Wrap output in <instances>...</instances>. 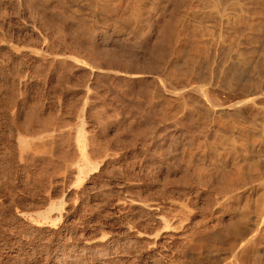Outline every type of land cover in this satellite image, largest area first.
Here are the masks:
<instances>
[{
  "label": "bare ground",
  "instance_id": "6f19581e",
  "mask_svg": "<svg viewBox=\"0 0 264 264\" xmlns=\"http://www.w3.org/2000/svg\"><path fill=\"white\" fill-rule=\"evenodd\" d=\"M1 75L75 120L15 151L75 146L110 264H264V0H0Z\"/></svg>",
  "mask_w": 264,
  "mask_h": 264
},
{
  "label": "rangeland",
  "instance_id": "374dc122",
  "mask_svg": "<svg viewBox=\"0 0 264 264\" xmlns=\"http://www.w3.org/2000/svg\"><path fill=\"white\" fill-rule=\"evenodd\" d=\"M3 77L4 76L2 75L0 76V264H101V261H107V263L110 264L109 260L114 254L112 251L115 249V242L120 241L119 236H123V233H120L122 230H120L119 225L116 224L117 218L113 216L112 220L107 222L108 230L112 231V235L106 242H100L99 237L101 235L100 232L102 231V227L100 226L102 225L100 224L102 223V217L100 216V208L102 207L100 205L101 203L98 199H96V197H94V199L87 198V196H92L91 193L93 190L89 189L87 187L88 185H80L76 178L69 175L68 169L70 163L68 161L71 158L74 159V156L72 155L75 153L73 151L75 150V146L70 145L69 147H71V149L69 150V147L65 149V142L64 145H62L63 143L61 142V144L57 142L58 145H62V147H64H61V150H63L62 152H65L64 149L69 151L62 154L60 146H58L57 143L55 144L56 148H53V150H49L51 145L49 144V146L48 143H45L46 145H42V149L45 151H42L40 148V151L38 152H42L39 155L37 154L38 156L34 152L32 155H35L32 156L29 154L26 156V159H18L15 151V142L13 140L18 134L25 135L26 132L27 134L30 132L32 136L29 135V133L26 135V137H33L35 135L33 132L37 133L36 135H38V133L44 134L48 131L47 126L50 125L45 126L41 122L42 120L44 121L46 117H50L52 119L51 122H53V118L56 119V121L54 120L55 123H51L49 120L50 124L53 125L49 127H53L50 129V131L53 130L55 133L59 131L63 132L66 129L68 130V127L70 129V126L74 128L75 120H68L71 118V116L68 115L70 112H68L67 108L65 107L44 106L40 110L36 109L39 111V114L37 113L36 116L34 113L35 99H37L39 93H35V89H31L28 92L26 91L24 93H20V95L15 90H12L11 87H5L6 82L9 83V80L7 77H4L5 79ZM25 93L26 95L24 96L23 94ZM17 98L20 100L22 99L21 101L24 102L22 106L19 105L20 100ZM16 100L17 103L15 102ZM14 102L17 105H13L15 104ZM13 106L14 109L12 108ZM16 106L18 109L15 108ZM11 109L13 110L14 114L11 112ZM16 110L18 111L17 113ZM23 110L25 112H23ZM9 111L12 114H9ZM59 116L61 117V120L62 118L64 119L63 121L58 119V121L60 120L61 123L64 122L65 124L70 125L68 127L65 125V127L64 123H62L63 127H61L62 124L57 122V118H60ZM43 117H45V119ZM29 119L30 121L27 122ZM56 122L58 123V126H56L57 128L55 127V125H57ZM59 126L60 128H58ZM41 129H43V131L46 129V131L42 133L43 131ZM43 146H46V148ZM72 146H74V148ZM51 150L54 152L53 154H51L52 152L50 153ZM71 150L74 152L73 154L71 153ZM58 151L61 154H59ZM55 153L58 155L56 156ZM68 153L71 154V156ZM59 155L63 156L64 158L61 156L58 157ZM35 156L37 157L35 158ZM54 156L58 158H55ZM65 158L66 160H64ZM70 161L72 163V159ZM67 165L68 167L66 168ZM58 169L59 171H63L57 172ZM50 170L53 171L54 174ZM82 187L87 190L85 191V189ZM72 198L74 200H72ZM97 202H99V204ZM48 203L52 207L54 205L62 206L60 210V216L48 222H43L40 220L42 225L36 226L35 223L31 222L32 217H35H33V219H39L36 216L38 212L46 211L45 207H47V209H51L52 207ZM110 222L113 225H110ZM102 244L103 246H101ZM104 253L109 255L107 256ZM107 258L109 260H107Z\"/></svg>",
  "mask_w": 264,
  "mask_h": 264
}]
</instances>
